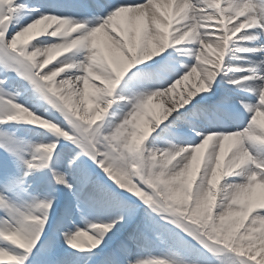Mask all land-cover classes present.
Masks as SVG:
<instances>
[{
	"label": "snow or ice",
	"instance_id": "1",
	"mask_svg": "<svg viewBox=\"0 0 264 264\" xmlns=\"http://www.w3.org/2000/svg\"><path fill=\"white\" fill-rule=\"evenodd\" d=\"M0 264H264V0H0Z\"/></svg>",
	"mask_w": 264,
	"mask_h": 264
},
{
	"label": "bare ground",
	"instance_id": "2",
	"mask_svg": "<svg viewBox=\"0 0 264 264\" xmlns=\"http://www.w3.org/2000/svg\"><path fill=\"white\" fill-rule=\"evenodd\" d=\"M212 55H214V53H211ZM235 56H242V55H245V54H242V53H236V54H234ZM226 60L228 61V62H226V63H229V61L230 60H232V53H230L229 54V56L228 57H226ZM241 64V63H240ZM217 81H220V82H222L221 81V77L220 76H218L217 77V79H216ZM196 86V85H195ZM219 86H222L223 88H230V86L229 85H226V84H222L221 83V85H219ZM214 89V88H213ZM89 91H91V89H89ZM216 91H217V89H216ZM207 93H202L201 95H206ZM217 94H218V92H217ZM168 96H169V92H167V93H163V95H159V96H156V97H153L149 102H148V105H147V108H146V116H144V118L145 119H147V124L148 125H146V126H149L150 125V120H156L157 118H156V116H155V111L156 110H159V112H160V114H161V120H162V118H163V116H164V114H165V111L167 110V108L171 105V103L168 101V100H170L169 98H168ZM209 97H212V93L209 95ZM213 98V97H212ZM171 101V100H170ZM207 103H209V104H211L210 102H207ZM234 110V109H233ZM211 111V110H210ZM209 111V112H210ZM218 114V113H217ZM222 115H224L223 113H222ZM206 122V121H205ZM198 176H199V173H197V178H198Z\"/></svg>",
	"mask_w": 264,
	"mask_h": 264
},
{
	"label": "rangeland",
	"instance_id": "3",
	"mask_svg": "<svg viewBox=\"0 0 264 264\" xmlns=\"http://www.w3.org/2000/svg\"><path fill=\"white\" fill-rule=\"evenodd\" d=\"M168 11H171V8H168ZM199 78V72H197L196 74H194L192 77H189L188 79H186L185 81H182L180 84L176 85L173 89H171L169 91V96L168 98L171 100H168L170 103H172L173 101H180L183 96L193 87H195L196 85V80ZM83 87V85H82ZM163 95V94H161ZM155 116L157 119L161 118V114L159 112V110L155 111ZM142 126H146L147 124V119H145L144 117L141 118L140 121ZM150 126V125H149ZM16 127H19L21 129H27L30 128L29 125H17Z\"/></svg>",
	"mask_w": 264,
	"mask_h": 264
}]
</instances>
